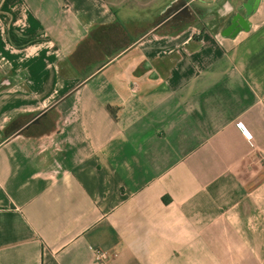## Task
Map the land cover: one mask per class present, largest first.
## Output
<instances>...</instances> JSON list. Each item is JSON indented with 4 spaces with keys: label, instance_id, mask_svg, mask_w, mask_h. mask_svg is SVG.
<instances>
[{
    "label": "crops",
    "instance_id": "crops-1",
    "mask_svg": "<svg viewBox=\"0 0 264 264\" xmlns=\"http://www.w3.org/2000/svg\"><path fill=\"white\" fill-rule=\"evenodd\" d=\"M256 148L264 0H0V264H264Z\"/></svg>",
    "mask_w": 264,
    "mask_h": 264
},
{
    "label": "water",
    "instance_id": "water-1",
    "mask_svg": "<svg viewBox=\"0 0 264 264\" xmlns=\"http://www.w3.org/2000/svg\"><path fill=\"white\" fill-rule=\"evenodd\" d=\"M245 8H246L247 13H250L251 4L246 3ZM248 28H249V25L246 19L242 15L236 14L233 16L231 23L222 31V35L234 37L242 29L247 30Z\"/></svg>",
    "mask_w": 264,
    "mask_h": 264
},
{
    "label": "built area",
    "instance_id": "built-area-1",
    "mask_svg": "<svg viewBox=\"0 0 264 264\" xmlns=\"http://www.w3.org/2000/svg\"><path fill=\"white\" fill-rule=\"evenodd\" d=\"M241 125V123H239ZM251 155L256 157L259 163L264 167V149H253ZM107 251L95 250L94 257L96 261H104L107 258Z\"/></svg>",
    "mask_w": 264,
    "mask_h": 264
}]
</instances>
